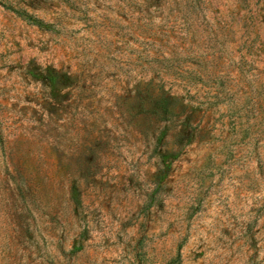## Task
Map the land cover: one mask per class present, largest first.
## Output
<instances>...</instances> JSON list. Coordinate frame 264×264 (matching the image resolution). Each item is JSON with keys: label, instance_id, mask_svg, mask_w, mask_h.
<instances>
[{"label": "rangeland", "instance_id": "rangeland-1", "mask_svg": "<svg viewBox=\"0 0 264 264\" xmlns=\"http://www.w3.org/2000/svg\"><path fill=\"white\" fill-rule=\"evenodd\" d=\"M0 264H264V0H0Z\"/></svg>", "mask_w": 264, "mask_h": 264}]
</instances>
